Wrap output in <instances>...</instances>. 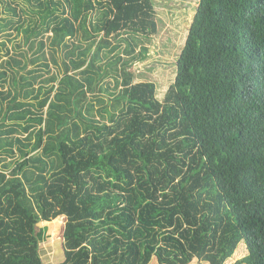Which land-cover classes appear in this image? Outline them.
<instances>
[{"label": "trees", "instance_id": "trees-1", "mask_svg": "<svg viewBox=\"0 0 264 264\" xmlns=\"http://www.w3.org/2000/svg\"><path fill=\"white\" fill-rule=\"evenodd\" d=\"M17 2L0 0V37L23 35L0 41V264H50L37 226L60 216L57 264H264V0H199L163 100L122 54L156 36L153 0Z\"/></svg>", "mask_w": 264, "mask_h": 264}, {"label": "rangeland", "instance_id": "rangeland-1", "mask_svg": "<svg viewBox=\"0 0 264 264\" xmlns=\"http://www.w3.org/2000/svg\"><path fill=\"white\" fill-rule=\"evenodd\" d=\"M17 1L21 6H27L28 4L25 3L24 0ZM153 2L156 10L158 32L150 42H142V44L148 48L146 55H140L141 46L143 45L136 46L135 52L131 55L122 54L124 55V59H132L134 55L139 56L137 57V60L131 61L128 67L129 71L134 74L135 82H155L157 86L156 95L160 100H163L169 86L175 81L177 61L185 44L189 27L191 25L190 23H192L199 0H153ZM20 14H22V18L29 20L30 15L21 12ZM17 18H19V16ZM10 31L13 32L12 36H10V38L13 39V42L22 44L23 35H18L15 30ZM51 34L52 32L46 33V37ZM2 40L7 41V45L10 47L12 46L13 48V42L1 36L0 41ZM22 47L25 49L29 48L28 45L24 44ZM120 52H122L121 49H118L113 54ZM12 53H16L14 48ZM30 54H32V52ZM121 62L117 65L114 64L113 66H110L113 72L101 82L104 87L109 86L111 91H113L115 84L114 76H116V73L114 70L116 69V66L119 70L121 69L123 66ZM51 64L56 68L53 63ZM121 74L122 71L120 70L118 76ZM96 93L104 96L107 99V102L111 97L108 92L96 91L88 94V100L96 102ZM65 221L66 218L60 216L52 221L40 222L37 226L40 240L39 252L45 263L57 264L65 259L63 237Z\"/></svg>", "mask_w": 264, "mask_h": 264}, {"label": "crops", "instance_id": "crops-1", "mask_svg": "<svg viewBox=\"0 0 264 264\" xmlns=\"http://www.w3.org/2000/svg\"><path fill=\"white\" fill-rule=\"evenodd\" d=\"M9 104H12V102H6V103H5V108H6Z\"/></svg>", "mask_w": 264, "mask_h": 264}]
</instances>
